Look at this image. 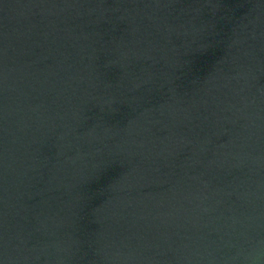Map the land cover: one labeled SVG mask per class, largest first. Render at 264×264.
Listing matches in <instances>:
<instances>
[{"label": "water", "instance_id": "water-1", "mask_svg": "<svg viewBox=\"0 0 264 264\" xmlns=\"http://www.w3.org/2000/svg\"><path fill=\"white\" fill-rule=\"evenodd\" d=\"M0 264H264V0H0Z\"/></svg>", "mask_w": 264, "mask_h": 264}]
</instances>
